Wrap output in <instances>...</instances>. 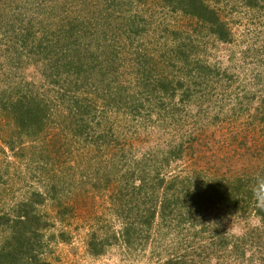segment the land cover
<instances>
[{"label":"trees","instance_id":"1","mask_svg":"<svg viewBox=\"0 0 264 264\" xmlns=\"http://www.w3.org/2000/svg\"><path fill=\"white\" fill-rule=\"evenodd\" d=\"M83 1L78 2L82 4L83 14L74 16L69 10L64 12L66 7L62 11L64 16L59 13L63 19L58 18V2L53 0L49 17L35 20L34 16L28 17V13L20 11L0 22V57L4 53L8 55L0 69L3 66L9 69L8 73L0 70V112L13 124L21 152L36 150L35 145L42 144L40 141L51 124L60 129L57 141L63 139L66 151L69 139L78 149L82 145L81 149L89 147L100 154L102 149L114 150L92 176L89 173L82 176L88 170L81 171V183H73L68 171L63 170L59 173L60 179L53 176V186L44 187L43 193H31L10 213L0 215V264H51L43 256L54 238H45V232L54 227V222L62 224L72 217L74 206L64 203L68 189L71 187L80 199L83 186H89L87 189L93 196L109 195L108 211L121 225L120 231L114 232L106 221L98 217L93 220L95 229L86 240L90 257H101L106 247L118 244L127 250H136L137 243L142 245L150 236L164 243L168 240L167 231L182 228L184 217L188 221L185 227L189 228L178 231L182 240L179 249L176 238L169 240L172 247L165 248L168 252V248L180 250L184 246L182 249L192 248L191 252L167 254L164 264H204L210 261L216 252L214 249H236L232 244L229 247L224 217L254 214L264 226V191L260 189L264 168L250 172L253 147L248 146L246 137L239 144L245 153L252 155L240 154L239 166L229 174L215 165L209 170L190 168L172 174L170 169L174 163L182 162L186 155L195 156L197 149L191 145L194 136H178L160 155L130 157L126 151L127 139L120 140L117 132L113 136L112 128L100 132L95 124H102L106 111L110 116L123 113L124 118L135 119L141 115V103L147 98L159 101L160 108L155 106L157 113L170 112L169 121L174 119L177 106L185 109L194 104L200 110L206 104H215L212 99L222 95L218 92L234 84L235 68L233 71L232 67L237 58L241 62L257 59L261 54L259 44L264 43L263 32L259 30H254L251 37L236 38L229 16L225 17L222 10L228 6L237 9L238 4L246 13H253V19L264 18V0H156L166 14L187 18L193 26L191 31L186 27V30L175 28L171 37L174 46L158 56L157 52L150 55L134 43L146 37L145 24L138 25V22L144 23V18H138L131 11L130 16L124 15L127 11L122 8L123 0H93L97 12H91L90 5ZM131 5L129 2L128 6ZM208 44L215 50L229 47L228 66L202 54ZM3 45L7 47L5 50L1 48ZM24 65L34 66L43 83L24 84L21 79H15L16 71ZM254 78L261 77L257 74ZM257 86L253 95L261 96V80ZM176 97H179L178 103L174 104ZM238 99L244 114L243 101L249 104L252 99L244 96ZM257 103L253 120L261 122L264 129L263 96ZM225 106H220L222 114ZM250 127L254 128L253 123ZM24 141L33 148H24ZM13 145L6 144V147L14 152ZM257 145L264 154V145ZM30 158H38L36 163L40 169L46 163L42 154L31 153ZM101 181L104 188L99 184ZM112 183L113 190L105 189ZM46 203L53 207L54 222L37 211L36 206ZM194 244L197 249H193Z\"/></svg>","mask_w":264,"mask_h":264},{"label":"rangeland","instance_id":"2","mask_svg":"<svg viewBox=\"0 0 264 264\" xmlns=\"http://www.w3.org/2000/svg\"><path fill=\"white\" fill-rule=\"evenodd\" d=\"M52 1L0 0V22L2 23L10 19L13 17L12 15H16L20 11L21 14L28 13V17L34 16L35 20L49 17V14L52 15ZM80 1L57 0L58 13L55 11L53 13H57L56 17L63 19L59 13H62L67 7L68 9L64 12L69 10V13L71 12L74 16L83 14L80 11L82 4H78ZM83 2L92 8L86 7V9H89L91 12H97V9L93 7L95 4L93 0H84ZM123 2L125 5L122 8L125 9L124 11H127L124 15L130 16L131 11V14L138 15V18H144L142 20L144 23L138 22V25L145 24L146 37L142 40L139 39L138 43L135 41L134 43L142 49H146L150 55L156 52V56L165 52L167 53L174 46V40L171 37H173L172 32H175V28L186 30L184 29L186 27L189 31L193 30V26L187 18L166 14L165 11H162L157 6L156 0H123ZM129 2L132 4L131 7L128 6ZM237 6H239L237 9L228 6L229 8L227 7L222 10L225 13V17L229 16L228 21L233 28L236 38L239 37L241 40L251 37L254 30L262 31L261 37H263L264 18L253 19V13H246L243 7L238 4ZM37 22L39 21L35 23ZM118 41L123 43L121 39H118ZM259 47L263 49L259 48L261 54L257 59L247 58L245 62H241L240 57H238L240 54L237 56V63L235 66L233 64L232 67L233 71L235 68L234 84L229 85L226 91L218 92V94H222L223 96L220 95L217 99H212L215 104H206L200 110L194 108V104L185 109L176 105L178 108L175 109L174 119L169 121L170 119H167V115H170V112L167 115L159 114L160 112L157 113L155 106L158 109L160 108L158 105L159 101L147 98L141 103V115L137 118H124L123 113L110 116L106 111L107 116L102 121V124L94 123L96 125L95 128H99L100 132L101 129L108 130L112 128L114 132L112 133L113 136L117 132L120 140L127 139L126 151H128L127 156L130 157H138L143 154L160 155L165 150L167 144L177 139L178 136L182 137L183 134L186 138L194 136V139L191 140V145L197 149L195 156L189 157V155H186L182 162L174 163L170 169L172 174H176L177 170L185 171V169L189 170L190 168H207L209 170L213 165L219 166L221 171L229 174L239 166L238 157L240 154L252 155L245 153L243 151L244 148L239 144L240 140L246 137L248 146L253 147L252 166L249 165L250 172L261 170V168H264V154L258 150L260 147H258L257 143L264 145V129L261 122L253 120V117L256 116L254 109L259 104L257 100H260L262 96L264 98V43L259 44ZM1 48L5 50L7 47L3 45ZM237 50L241 52L239 47H237ZM121 51H123V48H121ZM202 54L206 58L213 60V62H225V67L229 65L227 61L230 55L228 46H221L219 50H215L208 44L206 51L202 52ZM1 56L0 65H3L8 55L4 53ZM3 68H1L3 70L2 73L9 72L6 66H3ZM257 74L261 77V87H259L261 96L253 95L254 88L257 89V85L260 82V80L254 78ZM14 76H16L15 79H21L24 84L26 82L34 83L35 85L43 83L38 70L32 65L21 66ZM1 80L6 81V77L1 76ZM243 96L248 100L252 99L249 104L243 101L244 114L239 104L240 99H238ZM48 97H50V94H48ZM178 99L179 97H176L174 104L178 103ZM223 100L224 103L222 102ZM224 104L226 108H224L225 111L222 114L220 110ZM197 112L201 113V115H198ZM251 123H253L254 128L250 127ZM15 133L13 124L0 112V215L10 213L18 203L29 198L31 193H43L44 187L53 186V176L56 175L58 178L60 176L59 173L63 170L65 172L68 171L67 174L73 178V183H81L83 180L82 177L81 181L79 179L81 171L88 170V172L82 173V176H87L88 173L92 176L96 169L107 162L114 150L108 151L102 149V154H100V151L97 152L96 149L89 147L81 149L82 145L78 149L76 146H73V142L70 139H64L69 141L67 146L69 149L66 151L63 139L57 141L58 136L61 134L60 129H56V125L51 124L45 137L40 141L42 144L37 143L35 145V148L38 146L36 150L33 149V152L30 150L21 152ZM6 144H14L15 151L8 150ZM23 146L24 148H33L28 141H24ZM248 146H246L247 149L249 148ZM52 147L61 148L63 151H57L55 148L54 150ZM96 152L98 155H96ZM31 153L43 155L46 161L42 166L43 170L36 163L38 158L34 160L30 158ZM255 155L257 157H254ZM99 173L101 172L99 171ZM99 184L104 188L103 181L99 182ZM87 188L89 186H83L80 199L76 198L77 193H72L71 187L68 189L64 203L68 204V206H74L75 209L71 210L72 217L62 224L54 222V210L50 203H46L44 206H36L40 215L46 216L50 222L52 221L55 224L53 228L45 232V238H54V241L48 244L49 247L43 256L51 264H164L165 259L168 258L166 257L167 254H175L174 256H176L177 253L182 254L186 250H188V253L191 252L192 248L185 247L182 249L184 246L180 250L173 247L174 251L168 248V252L166 251L167 248H165V246L172 247L173 243L169 240L176 238V241L179 243V249L182 240L180 241L178 231L189 228L185 227L188 221L184 217V220H186L183 222L182 228L180 227L178 231L172 228L171 230L173 231L170 230L171 233L167 231L168 240L164 243L150 236L142 245H138V242L135 246L136 250H127L118 244L106 247V252L101 257H90L86 251V240L95 229L93 220L98 217V219L106 221L112 226V231L114 232H119L121 225L115 222V218L108 211L110 207L109 195L101 193L98 196H93ZM107 188L113 190L115 187L112 183L105 187V189ZM222 221L227 222L223 227L227 238L231 242L229 247L232 244L233 247L237 246V248L232 249L231 247L226 250L214 249L216 252L211 255L212 258L204 264H264V226L260 220L254 214H247L245 216L236 213L234 217L230 218L227 216ZM62 232L64 233L63 237L60 236ZM193 247H195L193 249H197L196 244ZM192 252L194 255L195 251L192 250Z\"/></svg>","mask_w":264,"mask_h":264},{"label":"clouds","instance_id":"3","mask_svg":"<svg viewBox=\"0 0 264 264\" xmlns=\"http://www.w3.org/2000/svg\"><path fill=\"white\" fill-rule=\"evenodd\" d=\"M260 189H261L262 191H264V183H261V184H260Z\"/></svg>","mask_w":264,"mask_h":264}]
</instances>
